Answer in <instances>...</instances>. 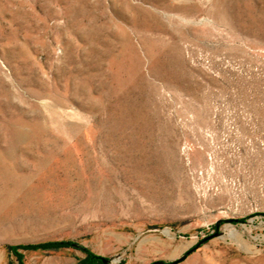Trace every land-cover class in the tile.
Instances as JSON below:
<instances>
[{"label": "rangeland", "instance_id": "obj_1", "mask_svg": "<svg viewBox=\"0 0 264 264\" xmlns=\"http://www.w3.org/2000/svg\"><path fill=\"white\" fill-rule=\"evenodd\" d=\"M49 242L264 264V0H0V264Z\"/></svg>", "mask_w": 264, "mask_h": 264}, {"label": "trees", "instance_id": "obj_2", "mask_svg": "<svg viewBox=\"0 0 264 264\" xmlns=\"http://www.w3.org/2000/svg\"><path fill=\"white\" fill-rule=\"evenodd\" d=\"M74 244L71 242H49L45 244H39L35 246H17L10 247V250L20 259L21 264L22 262V254L18 252L19 249L23 251H30V250H50V249H61L65 247L73 246ZM87 251V250H86ZM86 257L78 264H104L103 258L99 255H96L90 251L86 252Z\"/></svg>", "mask_w": 264, "mask_h": 264}]
</instances>
